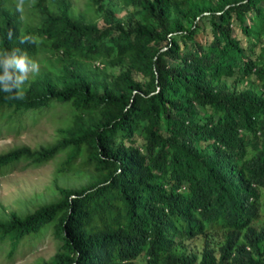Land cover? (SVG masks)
<instances>
[{
  "label": "trees",
  "instance_id": "1",
  "mask_svg": "<svg viewBox=\"0 0 264 264\" xmlns=\"http://www.w3.org/2000/svg\"><path fill=\"white\" fill-rule=\"evenodd\" d=\"M88 1L96 20L71 0H24L37 19L24 26L0 0V58L55 59L0 88V123L72 112L55 142L1 154L0 170L64 153L61 172L80 157L93 180L0 218V245L12 255L52 227L61 244L41 264H264V0Z\"/></svg>",
  "mask_w": 264,
  "mask_h": 264
},
{
  "label": "rangeland",
  "instance_id": "2",
  "mask_svg": "<svg viewBox=\"0 0 264 264\" xmlns=\"http://www.w3.org/2000/svg\"><path fill=\"white\" fill-rule=\"evenodd\" d=\"M8 1L11 7L20 12L24 26L35 25L37 19L31 3H23L20 7L19 0ZM71 1L77 16L96 20L97 16L88 0ZM238 31L239 38L248 43L249 38ZM200 39L206 40V35L201 34ZM33 60L39 64V72H30L23 84H30L43 71L50 68L51 62H55L50 53L46 52L39 53ZM114 71L118 72L120 69L114 68ZM250 84L261 90L262 84L256 79H252ZM71 118L72 112L69 107L61 103H55L51 108L36 113H23L11 119L8 116V119L0 123V155L21 146L37 149L52 144L58 138V130L66 128ZM65 159L66 155L61 153L41 166L21 161L0 170V218H8L13 212L26 216L44 204L57 200L60 195L59 187L76 188L93 181L82 174L86 167L82 165L80 157L72 165L75 173L61 172ZM200 243L199 241L193 245ZM60 244L61 242L54 236L53 228L49 227L42 233L25 239L12 255L10 243L1 244L0 264H41L57 253Z\"/></svg>",
  "mask_w": 264,
  "mask_h": 264
},
{
  "label": "clouds",
  "instance_id": "3",
  "mask_svg": "<svg viewBox=\"0 0 264 264\" xmlns=\"http://www.w3.org/2000/svg\"><path fill=\"white\" fill-rule=\"evenodd\" d=\"M23 2L24 0H20V7H22ZM18 51L5 53L0 58V68L3 70V73L0 74V88L6 93L20 88L30 72H39V64L30 59L27 53L17 55ZM11 98L23 99V92H17Z\"/></svg>",
  "mask_w": 264,
  "mask_h": 264
}]
</instances>
